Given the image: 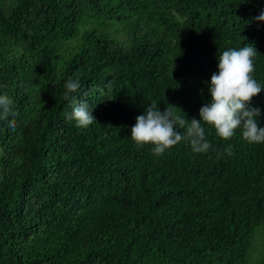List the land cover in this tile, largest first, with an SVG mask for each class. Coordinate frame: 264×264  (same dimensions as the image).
Instances as JSON below:
<instances>
[{
    "label": "trees",
    "instance_id": "trees-1",
    "mask_svg": "<svg viewBox=\"0 0 264 264\" xmlns=\"http://www.w3.org/2000/svg\"><path fill=\"white\" fill-rule=\"evenodd\" d=\"M264 0H0V264H264V144L241 129L161 156L131 127L156 102L200 119L219 54L254 45ZM79 79L65 100L64 84ZM87 101L96 122L68 120ZM13 119V117H9ZM183 131L182 129H178ZM231 150L228 155L226 149ZM264 244V241L261 242Z\"/></svg>",
    "mask_w": 264,
    "mask_h": 264
},
{
    "label": "clouds",
    "instance_id": "clouds-1",
    "mask_svg": "<svg viewBox=\"0 0 264 264\" xmlns=\"http://www.w3.org/2000/svg\"><path fill=\"white\" fill-rule=\"evenodd\" d=\"M254 19L264 21V10ZM256 55V47L250 44L219 54L218 72L212 74L209 85L211 98L199 109V120L182 118L169 107L161 111L153 101L136 117V123L131 127V139L137 147L151 145L155 156L163 155L181 142H187L194 153H206L211 148L205 132L207 125L222 139H231L239 128L248 144H264V126L257 120L260 109L250 107L252 98L262 89L254 78ZM80 87L79 79L69 78L64 84V99L70 100L72 93ZM12 105L13 100L7 94L0 95V120L7 121L8 128L15 132L17 113ZM93 109L83 101L66 118L74 120L78 128H87L97 121ZM10 116L13 119H9ZM226 152L232 154L230 148Z\"/></svg>",
    "mask_w": 264,
    "mask_h": 264
},
{
    "label": "rangeland",
    "instance_id": "rangeland-1",
    "mask_svg": "<svg viewBox=\"0 0 264 264\" xmlns=\"http://www.w3.org/2000/svg\"><path fill=\"white\" fill-rule=\"evenodd\" d=\"M264 241V235H261L260 237L256 238V241H255V247L254 249L252 250L251 254H252V258H253V261L255 262L257 260V256L259 254V249H264V244H262L261 242ZM250 264H252L250 262Z\"/></svg>",
    "mask_w": 264,
    "mask_h": 264
}]
</instances>
